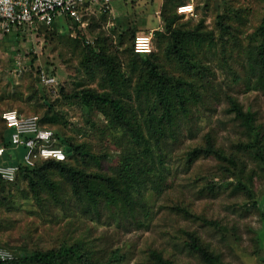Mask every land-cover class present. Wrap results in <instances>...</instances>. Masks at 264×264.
<instances>
[{
    "label": "rangeland",
    "instance_id": "rangeland-1",
    "mask_svg": "<svg viewBox=\"0 0 264 264\" xmlns=\"http://www.w3.org/2000/svg\"><path fill=\"white\" fill-rule=\"evenodd\" d=\"M188 1L176 4L174 11L180 16L173 27L212 31L215 40L212 45L208 39L191 42V51L201 63L194 81L203 95L189 118L181 121L177 139L163 144V188L153 191L147 181L148 188L139 187L147 216L140 214L137 219L143 225L113 219L112 212L102 206L99 214L89 210L55 172L51 176L60 182L58 201L43 188V201L38 204L23 178L0 183V245L30 252L79 241L94 259L106 264H139L147 260L151 249L175 264H205L185 244V232L193 231L221 264H264V160L255 155V147L249 145L253 138L228 110L227 98H235L254 114L262 137L258 150L264 155V89L249 88L243 66L248 51L260 41L256 30L264 21V0H192L193 14L180 13L177 7ZM162 2L113 0L110 10L93 7L84 16V24L60 16L55 27L0 30V144L4 137L1 113L15 108L41 118L48 115L54 121L47 126L60 136L85 144L92 153L107 154L101 162L104 169L118 165L128 138L111 129L101 111L72 96L83 87L101 88L98 75L90 74L81 63L82 53L86 44L97 42L118 53L126 65L124 49L133 46L134 50L135 35L152 31V52L164 59L167 39L155 34L159 30L169 35L161 17ZM221 18L230 27L223 35L218 25ZM40 68L55 76L54 86L39 82ZM207 133L216 146L243 160L256 203L234 187L235 176L228 175L216 158L189 162L185 152L203 143ZM8 149L22 159V146Z\"/></svg>",
    "mask_w": 264,
    "mask_h": 264
},
{
    "label": "trees",
    "instance_id": "trees-1",
    "mask_svg": "<svg viewBox=\"0 0 264 264\" xmlns=\"http://www.w3.org/2000/svg\"><path fill=\"white\" fill-rule=\"evenodd\" d=\"M183 1L163 0L161 17L169 35L164 34V31H155L158 39H167L164 52H161L165 55L164 59L170 61L169 65L162 59L161 53H137L133 46L124 49L128 52L124 57L127 60L125 65L118 53L110 51L104 45H98L97 42L94 45L86 44L81 63L90 74L98 75L101 88L83 87L72 96L81 104L101 111L111 129L128 138V146L122 156L118 157V165L104 169L101 162L107 158V154L92 153L85 144H73L54 130L57 145L66 154L65 160H46L33 167L24 166L18 159L8 162L19 165L16 179L27 180L32 196L38 204L43 201V188L55 201L59 200L60 182L51 176L57 172L58 177L69 186L71 194L89 207V210H95V213L99 214L102 206L112 212L113 219L122 222L134 221L137 227L143 225L142 220L137 219L140 214L147 216L144 196L139 192V187L148 188L150 185V189L157 192L163 188V144L169 138L177 139L181 121L189 118L193 106L203 95L194 81V76L201 71V63L191 51V42L200 44L208 39V44L212 45L215 40L212 31L199 33L196 28L173 27L180 16L175 13V6ZM56 20L57 18L49 26L55 27ZM218 25L220 34L229 32L230 27L223 18L218 21ZM256 34L260 41L255 49L251 48L247 53L243 65L244 76L250 84L249 88L264 89V21L257 28ZM200 76L202 77L203 73ZM227 98L228 110L234 113L253 138L249 145L255 147V155L264 160V155L258 150L262 137H259V127L254 124V114L249 109L244 110L235 98ZM52 119L54 118L43 115L39 122L42 126H47L49 120L54 121ZM3 126L4 137L0 145L8 148L9 135L6 134L4 122ZM214 142V138L207 133L204 142L188 149L185 156L189 162L199 157L216 158L228 175L235 176L234 187L254 200L255 194L250 187L252 181L249 175L244 173L243 160L237 159L233 153H227ZM92 163H95L98 169ZM145 181L149 182L147 186ZM3 182L0 179V183ZM254 202L256 203L255 200ZM185 212L190 215L188 211ZM204 222L218 225L213 220ZM185 234L188 238L185 241L186 246L194 251L202 262L221 264L219 256L193 231H186ZM10 249L17 254V259L11 264H106L102 260L94 259L92 253L79 241L64 242L54 248L30 252ZM139 264L175 263L164 257L160 251L151 249L147 260Z\"/></svg>",
    "mask_w": 264,
    "mask_h": 264
},
{
    "label": "built area",
    "instance_id": "built-area-1",
    "mask_svg": "<svg viewBox=\"0 0 264 264\" xmlns=\"http://www.w3.org/2000/svg\"><path fill=\"white\" fill-rule=\"evenodd\" d=\"M113 0H0V30L10 28L22 30L35 29L40 25L49 26L60 16L84 24V16L88 15L93 7L110 10ZM192 0L179 5L180 13L193 14ZM153 33L141 32L135 35L134 51L137 53H150L152 51ZM38 80L43 85L54 86L57 80L43 68L38 71ZM1 118L9 130V146L18 148L22 146L24 153L20 162L27 167L46 160L63 161L66 159L64 150L57 145L54 131L39 122L37 114L19 113L15 108L5 109ZM8 148L0 145V179L13 182L19 173L17 163L4 161ZM9 153V152H8ZM8 157L16 159L18 156ZM8 158V159H9ZM19 160V159H18ZM17 259V254L10 248L0 245V264H11Z\"/></svg>",
    "mask_w": 264,
    "mask_h": 264
},
{
    "label": "crops",
    "instance_id": "crops-1",
    "mask_svg": "<svg viewBox=\"0 0 264 264\" xmlns=\"http://www.w3.org/2000/svg\"><path fill=\"white\" fill-rule=\"evenodd\" d=\"M8 132H9L8 129H6V134H8ZM8 154H9V153L6 152V154H5V159H7V160H12L11 158L8 157ZM8 158H9V159H8ZM17 159H18V157H17L16 159H14V161L17 160Z\"/></svg>",
    "mask_w": 264,
    "mask_h": 264
}]
</instances>
